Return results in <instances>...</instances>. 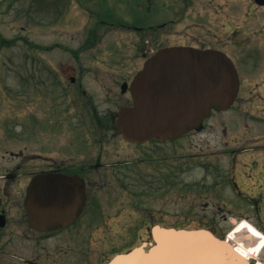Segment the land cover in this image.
<instances>
[{
    "label": "rangeland",
    "instance_id": "1",
    "mask_svg": "<svg viewBox=\"0 0 264 264\" xmlns=\"http://www.w3.org/2000/svg\"><path fill=\"white\" fill-rule=\"evenodd\" d=\"M211 1L208 11L198 0L194 7H174L170 14L163 6L157 11L139 10L132 0H94L91 8L99 17L91 18L77 5L87 0H0L1 165L9 164L8 155L5 161L1 158L5 149L25 147L28 154L30 141L38 140L40 133L58 141L64 138L65 132L55 131L44 119L52 102L58 101L60 107L67 102L58 92L64 87L71 92L70 65L78 68L74 55L82 56L81 63L88 65L84 59L90 54H122L131 60L132 69L138 68L144 52L183 42L224 48L240 71L241 91L229 110L213 112L201 130L175 143L134 146L130 172L108 177L116 186L103 190L100 198L105 213L113 216L100 223L90 249H80L82 261L88 253L91 264H102L115 252L151 241L150 230L156 223L205 227L219 234L233 228L231 217L259 223L257 207L243 201L231 181L240 179L256 192L262 187L258 177L264 183V6L254 0ZM171 18L159 36L146 29L107 27L96 44L87 45L86 29L100 25V20L147 26ZM103 76L102 81L108 74ZM89 80L85 78L84 85ZM28 157L23 158L24 165H30ZM261 197L259 210L264 218V194ZM75 258L70 253L62 264H73Z\"/></svg>",
    "mask_w": 264,
    "mask_h": 264
},
{
    "label": "flooded vegetation",
    "instance_id": "2",
    "mask_svg": "<svg viewBox=\"0 0 264 264\" xmlns=\"http://www.w3.org/2000/svg\"><path fill=\"white\" fill-rule=\"evenodd\" d=\"M93 1L87 0V3L77 4L80 10L85 11L84 14L91 18L99 17V13H94L95 10L91 8L95 3ZM132 1L135 2L134 7L139 10L157 11L163 6L170 14L175 8L189 9L198 2V0ZM212 2L201 0V5H198L208 11ZM166 3L173 9L169 5L165 7ZM88 20L92 24L89 18ZM173 20L171 18L170 22ZM165 23L166 21L135 26L124 22L107 24L100 20V25L96 27L91 25L86 29L87 45L96 44L100 40L101 30L107 27L127 30L132 28L136 31L146 29L151 31L152 35L159 36ZM175 44L194 45L183 42L172 45ZM155 51L144 52L141 63L137 64L138 68L132 69L131 60L122 54L115 56L110 53L90 54L84 59L88 65L81 63L82 56L74 55L78 68L75 64L70 65L72 68L70 81L73 83L71 92L67 90L68 87L61 88L59 92V88H55L58 93L64 94L65 97L61 98L63 100L66 98L67 102L64 101L61 107L58 101L52 102V107L46 114L47 118L44 119L46 123L54 125L52 128L55 127V131L65 132L64 138L58 141L52 138L53 135H48V138L47 133L45 135L40 133L38 140L30 141L32 149L28 154L24 151L25 147L16 150L5 149L1 158L5 161V156L8 155L9 164H0V264H62L70 253L78 257L71 263L91 264L88 253L85 261L81 260L80 256L84 254L80 249H87L95 231L100 228V223L110 220L113 216L105 213L100 198L103 190L111 189L110 185L112 188L116 186V183H109L108 177L111 175L113 179L116 178L115 175L130 172L134 166V146L175 143L181 138V136L168 140L151 138L144 142H136L125 138L118 130L120 111L133 105L131 89L133 79ZM91 66L94 69H91ZM104 66L110 70L103 72ZM88 72L93 73L86 75ZM103 74L108 76L102 81L99 77L103 78ZM79 77H83L84 80H78ZM88 77L91 80L86 86L85 78ZM101 82L104 85L100 86ZM57 92L50 94L54 95ZM43 136L45 139H41ZM28 155L30 165H24L23 158ZM161 160L163 159H158ZM141 161L145 163L144 160ZM146 161L150 162L149 159ZM233 162L236 163L235 159ZM38 177L41 182L34 188L33 181ZM258 180L259 186H262L259 192L248 189L243 185L244 182L235 177L231 181V187L243 201L257 207L256 216L259 223L256 225L264 233V218L259 210V206L262 205L260 200L264 194L262 192L264 183L260 182L259 177ZM48 183H51V186ZM29 190L32 191L30 194L35 200L39 194L56 196L59 200L58 205H61L60 208L64 211L58 219L67 223H57L55 227L39 229L33 221V207L28 208L26 205ZM228 231L225 230L223 234ZM87 237L89 242L86 240ZM103 256L105 259V254ZM109 258L107 257L102 264Z\"/></svg>",
    "mask_w": 264,
    "mask_h": 264
},
{
    "label": "water",
    "instance_id": "3",
    "mask_svg": "<svg viewBox=\"0 0 264 264\" xmlns=\"http://www.w3.org/2000/svg\"><path fill=\"white\" fill-rule=\"evenodd\" d=\"M256 1L264 4V0ZM238 90L236 66L223 51L165 47L135 77L134 106L121 111L119 129L129 140L168 139L199 127L213 107L228 108ZM40 181L34 180V188ZM30 192L26 205L33 207V221L39 229L66 222L58 219L63 212L56 196L43 194L35 200ZM152 237L153 242L118 254L108 264H250L229 239L207 229L157 225Z\"/></svg>",
    "mask_w": 264,
    "mask_h": 264
},
{
    "label": "bare ground",
    "instance_id": "4",
    "mask_svg": "<svg viewBox=\"0 0 264 264\" xmlns=\"http://www.w3.org/2000/svg\"><path fill=\"white\" fill-rule=\"evenodd\" d=\"M245 230L251 231L252 233H254V235H257L259 237L258 239H261V242L259 243V245L264 244V235L260 231H258L257 228L253 226V224H251L245 219L242 221L240 226L235 230V232H231V236H230L231 239H235L237 241L236 244L238 246V250L243 256L249 257V258L260 256V252H258L257 249H253V246L255 245V243H252V244L251 242L248 243L245 237L241 238L238 236V233L240 231H245ZM242 234L244 235L245 233L243 232ZM256 261H257V264H264L263 260L258 259Z\"/></svg>",
    "mask_w": 264,
    "mask_h": 264
}]
</instances>
